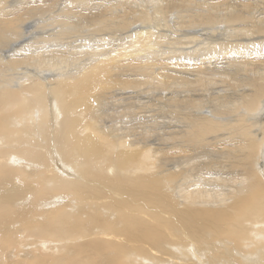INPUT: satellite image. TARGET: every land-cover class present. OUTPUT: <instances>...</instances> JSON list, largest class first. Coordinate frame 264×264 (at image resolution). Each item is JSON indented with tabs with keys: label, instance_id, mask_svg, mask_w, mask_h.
Masks as SVG:
<instances>
[{
	"label": "bare ground",
	"instance_id": "1",
	"mask_svg": "<svg viewBox=\"0 0 264 264\" xmlns=\"http://www.w3.org/2000/svg\"><path fill=\"white\" fill-rule=\"evenodd\" d=\"M0 264H264V0H0Z\"/></svg>",
	"mask_w": 264,
	"mask_h": 264
},
{
	"label": "rangeland",
	"instance_id": "2",
	"mask_svg": "<svg viewBox=\"0 0 264 264\" xmlns=\"http://www.w3.org/2000/svg\"><path fill=\"white\" fill-rule=\"evenodd\" d=\"M136 4H138V2H136ZM117 44V41L114 42V45ZM218 93V92H217ZM29 208L30 206H26V203H23V204H16L14 206V209L18 212H25V213H28V215H35V217H38L37 220H40L39 217H40V214L38 213L37 209L36 208H33L32 209V212L29 211ZM17 242H14V245H16ZM18 244V243H17ZM40 255H45V254H40ZM17 262L15 263H18L20 261H22L23 259L22 258H16V259H13Z\"/></svg>",
	"mask_w": 264,
	"mask_h": 264
}]
</instances>
